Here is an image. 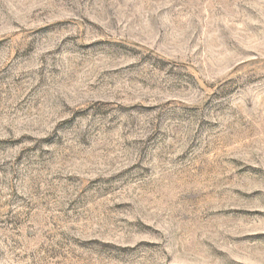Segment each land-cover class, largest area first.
I'll use <instances>...</instances> for the list:
<instances>
[{"label":"rangeland","instance_id":"rangeland-1","mask_svg":"<svg viewBox=\"0 0 264 264\" xmlns=\"http://www.w3.org/2000/svg\"><path fill=\"white\" fill-rule=\"evenodd\" d=\"M0 264H264V0H0Z\"/></svg>","mask_w":264,"mask_h":264}]
</instances>
